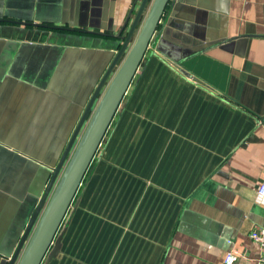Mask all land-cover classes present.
<instances>
[{
	"label": "crops",
	"instance_id": "obj_1",
	"mask_svg": "<svg viewBox=\"0 0 264 264\" xmlns=\"http://www.w3.org/2000/svg\"><path fill=\"white\" fill-rule=\"evenodd\" d=\"M133 1L0 0V17L116 33ZM0 25L29 42H0V248H13L37 165L55 161L98 64ZM261 183L264 0H171L43 264H223L240 246L234 264H254Z\"/></svg>",
	"mask_w": 264,
	"mask_h": 264
},
{
	"label": "water",
	"instance_id": "obj_2",
	"mask_svg": "<svg viewBox=\"0 0 264 264\" xmlns=\"http://www.w3.org/2000/svg\"><path fill=\"white\" fill-rule=\"evenodd\" d=\"M170 1L134 0L116 33L45 26L33 20L22 21L2 14L4 18H0V24L29 25L39 29L37 33L42 35L47 31L55 32L56 35L69 33L112 41L107 45L112 54L104 70L92 84H88L89 80L85 81L84 98L85 102L89 100L60 159L48 165H37V187L28 205V220L13 253L7 255L9 260L6 258L4 264H43L45 260L49 262L59 255L63 235L67 230L64 221L75 199H79L77 194L85 175L98 154ZM92 53L82 51L90 59Z\"/></svg>",
	"mask_w": 264,
	"mask_h": 264
},
{
	"label": "rangeland",
	"instance_id": "obj_3",
	"mask_svg": "<svg viewBox=\"0 0 264 264\" xmlns=\"http://www.w3.org/2000/svg\"><path fill=\"white\" fill-rule=\"evenodd\" d=\"M0 18H2V17H0ZM1 27H5V28H9V29H6V30L4 29L5 30L4 32L0 31V42H3V41L6 40V41H11V42H17L16 44L29 43L28 41L24 42V41H21V40L17 39L16 35L14 33H12L11 30L13 28H15V27H18V26H11V25L3 26V25H0V28ZM23 37H24V39H27V36H23ZM109 42L111 44L112 41H108V40L104 41L103 39H96V38H93V37H91V39H90V37H84V36L80 37V36L71 35L69 33L56 35L55 32L48 33L46 31L44 33V35H41L40 37L36 36L35 42H33V43L36 46H42L44 44L45 45H49L50 44L51 46L56 48L54 50H56L58 55H60V52H62L61 53L62 56L64 55V52L67 51V50L68 51H74V52L79 51V53H82V51H85V52H87L89 54H90V52H93L92 54L95 56V57H93V60L98 64V66L96 67L94 74L90 77V79L88 81V84H92L94 81H96V79L98 78V75L104 70L105 65L108 63V60L111 57L112 53L109 50V48L107 47ZM86 58H88V57L86 56ZM54 61H55V59L53 57V62ZM47 63H52V59H51V61H48ZM47 63H45V65H46V69L48 70L50 66ZM52 65H54V64L52 63ZM49 76L46 75L43 78L38 79L37 83H36L37 88H45L46 84H45L44 81H46V83H48L50 81L48 79ZM109 82H108V84H109ZM88 89H87L86 93L88 92ZM84 97H85V95H84ZM100 97H102V94H101ZM83 99H85V98H83ZM88 100H89V98H88ZM88 100H87V102H88ZM87 102H81V103H79L81 106L78 104L77 107H75L73 109V110L76 109L75 111H73V114H74V116H76V118L77 117L78 118H77L76 122H75L74 118L72 119L73 122L70 123V126L72 125V123L73 124L75 123V125L73 126V128L71 130V133L69 134L68 139L65 140V143H63L64 141H62L59 144L60 147H58L57 149L53 150L52 153H53V155L55 157V161L54 162H57L60 159V156L62 155L63 150H64V148H65V146H66V144H67V142H68L73 130L75 129V126H76V124H77V122H78V120H79V118H80V116H81V114H82ZM97 105H98V103L96 104V106ZM96 106H95L94 110L91 112V115L89 116V120L91 119V117H92V115H93V113H94V111L96 109ZM80 108H81V111H80V113H78ZM87 124L85 125V127H87ZM70 126L68 127V130H69ZM83 130H85V129H83ZM68 133H67V135H68ZM66 220H67V217H66L65 221ZM65 221H64V224H65ZM18 241H19V239H18ZM16 245H17V243L15 244V246ZM15 246L13 248H12V246L11 247L10 246H8V247L6 246V247H2L0 249H1L2 253H5L6 255H11L13 253V251H14Z\"/></svg>",
	"mask_w": 264,
	"mask_h": 264
},
{
	"label": "built area",
	"instance_id": "obj_4",
	"mask_svg": "<svg viewBox=\"0 0 264 264\" xmlns=\"http://www.w3.org/2000/svg\"><path fill=\"white\" fill-rule=\"evenodd\" d=\"M259 195L264 198V183H261L258 188ZM250 240L254 243L258 244L260 248L259 257L255 260L254 264H264V227H260L258 229H254L249 234ZM240 242V240H239ZM243 247L239 248L235 247L224 258L223 264H234L238 258H240L243 254Z\"/></svg>",
	"mask_w": 264,
	"mask_h": 264
}]
</instances>
